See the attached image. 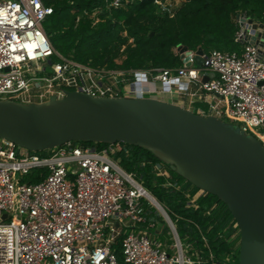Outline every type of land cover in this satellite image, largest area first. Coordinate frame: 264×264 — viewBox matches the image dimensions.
<instances>
[{"label": "built area", "instance_id": "built-area-1", "mask_svg": "<svg viewBox=\"0 0 264 264\" xmlns=\"http://www.w3.org/2000/svg\"><path fill=\"white\" fill-rule=\"evenodd\" d=\"M53 12L43 0H0V99L43 102L62 98L64 90L195 97L200 90L224 101L211 103L210 114L238 122L264 144V38L252 39L247 13L237 16L241 51H204L199 66L189 49L188 66L179 46L181 67L124 70L59 53L44 28ZM118 144L98 149L69 142L44 153L0 138V264H218L207 245L180 236L168 207L122 167ZM38 170L47 172L41 181L27 178ZM169 170L163 162L155 166L160 175ZM205 193L198 189L193 199Z\"/></svg>", "mask_w": 264, "mask_h": 264}, {"label": "water", "instance_id": "water-1", "mask_svg": "<svg viewBox=\"0 0 264 264\" xmlns=\"http://www.w3.org/2000/svg\"><path fill=\"white\" fill-rule=\"evenodd\" d=\"M252 39L264 38V21ZM257 28L261 30L256 35ZM264 45V42H262ZM190 66V50L181 46ZM203 48L194 56L203 64ZM211 73L203 81L209 80ZM43 102L0 99V138L30 152L69 142L124 143L151 151L193 186L224 202L240 230L239 264H264V144L239 125L156 97L64 90Z\"/></svg>", "mask_w": 264, "mask_h": 264}, {"label": "trees", "instance_id": "trees-1", "mask_svg": "<svg viewBox=\"0 0 264 264\" xmlns=\"http://www.w3.org/2000/svg\"><path fill=\"white\" fill-rule=\"evenodd\" d=\"M43 1L54 9L44 21L53 47L80 62L109 69L181 67L184 64L176 51L179 46L194 51L203 48L205 52L241 51L236 41L238 14L264 21V0H182L174 13L162 14L156 12L157 2L165 0H122L119 7L111 5L114 0ZM75 144L98 149L108 146L85 141ZM118 145L122 148L118 154L122 167L136 174L168 207L182 238L204 248L207 245L218 264H239L240 230L224 202L210 193L194 200L199 188L171 168L168 175L158 174L155 166L162 161L151 151ZM46 174V170H38L27 178L38 182ZM168 182L174 186L168 187ZM189 186L193 188L190 196L186 193ZM114 248L121 255L120 244Z\"/></svg>", "mask_w": 264, "mask_h": 264}, {"label": "crops", "instance_id": "crops-1", "mask_svg": "<svg viewBox=\"0 0 264 264\" xmlns=\"http://www.w3.org/2000/svg\"><path fill=\"white\" fill-rule=\"evenodd\" d=\"M158 87H163V84L160 82H156ZM196 89V88H195ZM197 91V89H196ZM157 94V93H156ZM161 94V95H160ZM166 95L165 98H163L164 95ZM159 97L156 96V98L160 100H164L167 102L179 104L181 106H184L187 109L204 113V114H210L211 113V103H219L220 105L224 104V101L222 98L208 93L204 91L198 92V95L195 97L185 96L183 94L178 93L177 91L174 92H161L158 93ZM155 96V95H153ZM152 96V97H153Z\"/></svg>", "mask_w": 264, "mask_h": 264}, {"label": "rangeland", "instance_id": "rangeland-1", "mask_svg": "<svg viewBox=\"0 0 264 264\" xmlns=\"http://www.w3.org/2000/svg\"><path fill=\"white\" fill-rule=\"evenodd\" d=\"M127 1H129V0H127ZM181 2H182V0H165V1H158L157 2V5H158V9H157V13H159V14H162V13H164V12H166V11H168V12H170V13H174L175 11H176V9L180 6V4H181ZM93 16H97L95 13H94V15ZM99 20V18L97 17L96 18V22ZM124 49V48H123ZM122 49V50H123ZM177 51V50H176ZM54 59V58H53ZM118 63H121L122 62V59H117L116 60ZM51 71H52V68H51V66H49L48 67V75H49V73H51ZM160 89H161V87H159ZM158 94V93H157ZM157 94H154L155 96H153V97H159V95H157ZM161 95V94H160ZM162 95H164V94H162ZM166 97V95H164L163 96V98H165ZM150 190V189H149ZM150 192L153 194V192L150 190Z\"/></svg>", "mask_w": 264, "mask_h": 264}]
</instances>
